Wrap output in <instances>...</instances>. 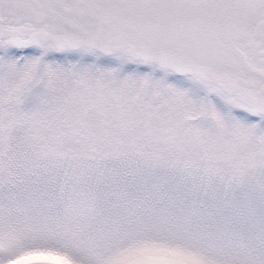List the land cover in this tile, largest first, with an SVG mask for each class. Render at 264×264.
Wrapping results in <instances>:
<instances>
[{
    "label": "snow or ice",
    "instance_id": "obj_1",
    "mask_svg": "<svg viewBox=\"0 0 264 264\" xmlns=\"http://www.w3.org/2000/svg\"><path fill=\"white\" fill-rule=\"evenodd\" d=\"M0 264H264V0H0Z\"/></svg>",
    "mask_w": 264,
    "mask_h": 264
}]
</instances>
